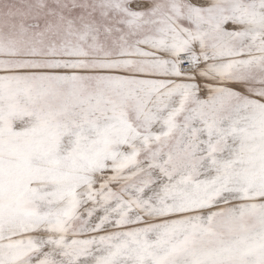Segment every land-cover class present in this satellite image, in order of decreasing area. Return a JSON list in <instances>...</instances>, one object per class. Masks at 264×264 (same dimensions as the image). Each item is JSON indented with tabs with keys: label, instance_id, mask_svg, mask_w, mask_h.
Instances as JSON below:
<instances>
[{
	"label": "snow or ice",
	"instance_id": "obj_1",
	"mask_svg": "<svg viewBox=\"0 0 264 264\" xmlns=\"http://www.w3.org/2000/svg\"><path fill=\"white\" fill-rule=\"evenodd\" d=\"M0 264H264V0H0Z\"/></svg>",
	"mask_w": 264,
	"mask_h": 264
}]
</instances>
